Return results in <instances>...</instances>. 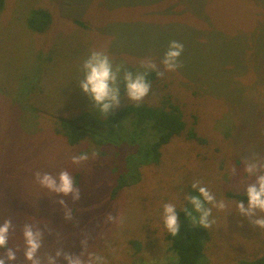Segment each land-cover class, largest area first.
Listing matches in <instances>:
<instances>
[{
  "label": "rangeland",
  "instance_id": "rangeland-1",
  "mask_svg": "<svg viewBox=\"0 0 264 264\" xmlns=\"http://www.w3.org/2000/svg\"><path fill=\"white\" fill-rule=\"evenodd\" d=\"M37 7L52 14L44 32L27 24ZM173 40L184 45L182 67L165 76L188 125L196 120V131L207 142L173 139L159 165L143 167L142 180L113 197L121 171L114 172L111 158L104 156L73 164L72 155H91L95 147L87 141L70 145L54 131L53 118L86 111L103 115L79 86L81 64L91 51H106L135 72L145 58L159 64ZM121 95L130 102L123 83ZM160 99L151 88L143 102ZM253 153L264 156V0L5 1L0 12V223L11 218L16 226L9 241L21 249L15 264H29L22 251L25 223L44 229L42 256L58 247L78 253L87 235L89 250L105 256L107 264H173L163 205L185 207L197 180L228 205L224 211L213 209L207 264L256 257L264 250V231L254 230L236 212L238 200L227 195L243 192L254 179L244 171ZM65 169L81 191L79 201L63 197L75 223L64 219V207L57 203L61 197L35 182L36 171L57 175ZM109 214L123 223L108 220ZM132 240L140 241V250Z\"/></svg>",
  "mask_w": 264,
  "mask_h": 264
},
{
  "label": "clouds",
  "instance_id": "clouds-1",
  "mask_svg": "<svg viewBox=\"0 0 264 264\" xmlns=\"http://www.w3.org/2000/svg\"><path fill=\"white\" fill-rule=\"evenodd\" d=\"M183 51V43L176 40L170 41L159 64L151 58H145L140 62L142 70L138 69L133 72L124 63H115L106 51L93 50L81 64L83 75L79 79V86L94 101L95 109L108 117L113 109L120 106L122 83L124 96L128 101L138 106L151 91L152 84L147 79L149 73L155 71L159 77H163L166 72L177 71L182 67L180 57ZM158 66H162L164 71H160ZM97 156L98 151L96 150H93L91 155L88 152H82L72 155L71 162L75 165H82ZM244 171L254 179L244 188L247 205L239 200L236 202L235 210L238 214L248 218L254 230L258 226L260 230L264 231V156L253 153L247 157ZM232 172L235 174L236 169L233 168ZM35 182L40 187L47 189L48 192L61 197L57 203L64 207V219L75 223L72 210L68 208L66 200L63 199V197H70L73 201L81 199L80 188L76 185L72 174L67 169L60 171L57 175L36 171ZM192 188L198 192V195H187L185 199L199 215L198 217L192 216V213L187 209H183V211L191 218L193 224L210 229L216 223L213 209L224 211L228 205L225 200H218L216 195L198 180L192 183ZM107 219L123 223L121 218L111 214ZM162 219L167 232L172 237H177L180 232L181 220L176 204L169 202L163 205ZM15 227L11 218L0 223V250H3L0 254V264H6V261L15 264L18 260L17 253L21 251L20 247L9 246L10 237L14 233ZM21 231L23 258L29 264H107L105 256L89 250L90 238L87 235L80 241L81 250L78 253L65 251L63 247H58L54 253L48 252L42 256L41 249L45 240L44 229L38 224L25 223Z\"/></svg>",
  "mask_w": 264,
  "mask_h": 264
},
{
  "label": "trees",
  "instance_id": "trees-1",
  "mask_svg": "<svg viewBox=\"0 0 264 264\" xmlns=\"http://www.w3.org/2000/svg\"><path fill=\"white\" fill-rule=\"evenodd\" d=\"M6 0H0V12ZM52 14L47 8H33L28 15V27L37 32H44L51 24ZM84 25L81 21H76ZM147 79L152 88L160 95L158 103H140L121 100L120 106L113 109L108 117L98 115L94 111L81 112L73 117H54V131L66 138L70 145L89 142L98 151V156L111 158L115 165L114 172L120 174L114 180L112 196L115 197L122 189L135 185L142 180V168L159 165L164 155L163 149L173 139L184 137L206 143L207 140L196 131V120L188 125L184 111L170 90L166 76L159 77L155 71L149 73ZM116 154L121 156L114 158ZM116 163V164H115ZM118 170V172H117ZM190 195L197 194L194 189ZM228 197L247 203L243 192H229ZM189 202L177 209L181 220L180 232L177 237L166 233L170 259L173 264H207L206 248L210 241V229L193 224L191 218L183 209H187L192 216L198 213ZM140 250V241L132 240ZM10 246V242H9ZM133 264H154L147 261ZM240 264H264V250L256 257L244 259Z\"/></svg>",
  "mask_w": 264,
  "mask_h": 264
}]
</instances>
